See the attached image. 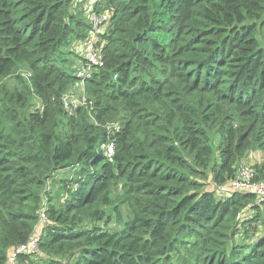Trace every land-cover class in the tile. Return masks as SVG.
Returning <instances> with one entry per match:
<instances>
[{
	"label": "trees",
	"instance_id": "1",
	"mask_svg": "<svg viewBox=\"0 0 264 264\" xmlns=\"http://www.w3.org/2000/svg\"><path fill=\"white\" fill-rule=\"evenodd\" d=\"M75 8L0 0V84L30 72L29 89L0 97V264L41 210L39 252L18 263L264 264V208L217 190L264 155V0H101L103 63L80 119L65 111L80 80L61 58L91 29ZM251 167L264 181V161ZM60 172L73 185L62 204L47 188Z\"/></svg>",
	"mask_w": 264,
	"mask_h": 264
},
{
	"label": "built area",
	"instance_id": "2",
	"mask_svg": "<svg viewBox=\"0 0 264 264\" xmlns=\"http://www.w3.org/2000/svg\"><path fill=\"white\" fill-rule=\"evenodd\" d=\"M87 1L89 4V11L93 13L94 5L101 0H73L75 2ZM108 19L105 15H92L91 29L86 38L74 45L77 58L79 60V67H75V75L84 83L95 70H97L103 63V47L104 42L101 35L106 32L108 26ZM114 148L112 144H108L105 148L106 156L111 157ZM221 195H227L234 192L241 194H249L255 197L256 203L264 208V181L256 180L255 170L248 166L242 165L238 167L234 177L224 184L217 187ZM40 224L35 230V233L29 240L22 245L15 247L10 251L7 257L6 264H18L20 255L35 256L38 254L39 240L41 236L42 226L45 222L43 210L40 211Z\"/></svg>",
	"mask_w": 264,
	"mask_h": 264
},
{
	"label": "rangeland",
	"instance_id": "3",
	"mask_svg": "<svg viewBox=\"0 0 264 264\" xmlns=\"http://www.w3.org/2000/svg\"><path fill=\"white\" fill-rule=\"evenodd\" d=\"M76 3V8L74 9V13L77 15V17L85 22L87 20L89 22L92 21V15H103L101 13L96 12L93 10V13L89 11V4L87 1L83 2H75ZM74 4V3H73ZM98 13V14H97ZM104 17V15H103ZM75 43V42H74ZM73 40L70 39V43L62 49L61 53V58L63 60H68L72 65L75 67H79V60L76 55V51L74 49V44ZM71 51L73 53H71ZM70 72L71 69H69ZM29 77H30V72L27 66H21L19 67L18 71L16 72L15 75L11 76L8 79H5L2 81L0 84V97L2 96V91H10L12 92L15 88H20V89H29L30 83H29ZM90 97L87 86H85L84 83L79 82L77 85L74 84L72 88L70 89V92L67 93V95L64 98L65 105H66V112H68V115L72 117L73 119H80L82 114H78L76 110L83 109V110H88L90 113L91 109V104L92 101L89 102ZM34 108H38L37 102L34 100ZM34 109L31 108L30 111H33ZM92 115V114H91ZM64 125H66V121L63 122ZM256 158V159H255ZM254 160L256 163H261L264 161V155L260 152H253L249 158H247L244 161L239 162V167L242 165H248L252 166L254 163ZM70 177L69 173H62L60 172L59 174H56L55 182L51 183L49 185V182L47 184L48 190L51 192V197L53 199L54 203L62 204L65 200V197L68 194V190L73 189V185L70 183H65V180H68ZM112 199L113 203L115 206L118 207L121 217L124 220H127L131 216V209L129 207V198L123 189L122 185L120 183H116L114 185L113 191H112ZM45 202V199H44Z\"/></svg>",
	"mask_w": 264,
	"mask_h": 264
},
{
	"label": "crops",
	"instance_id": "4",
	"mask_svg": "<svg viewBox=\"0 0 264 264\" xmlns=\"http://www.w3.org/2000/svg\"><path fill=\"white\" fill-rule=\"evenodd\" d=\"M255 159H256V158H255ZM254 163H256L255 160H254ZM254 163H253V164H254ZM18 264H21V263H18Z\"/></svg>",
	"mask_w": 264,
	"mask_h": 264
}]
</instances>
